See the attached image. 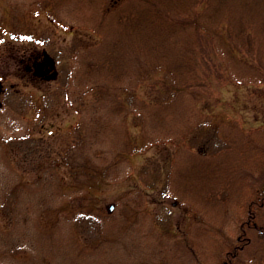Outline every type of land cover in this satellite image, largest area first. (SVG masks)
<instances>
[{"label": "rangeland", "instance_id": "1", "mask_svg": "<svg viewBox=\"0 0 264 264\" xmlns=\"http://www.w3.org/2000/svg\"><path fill=\"white\" fill-rule=\"evenodd\" d=\"M121 1L0 0V264H264V0L181 31L186 89L136 90L166 107L92 131L80 52Z\"/></svg>", "mask_w": 264, "mask_h": 264}, {"label": "trees", "instance_id": "2", "mask_svg": "<svg viewBox=\"0 0 264 264\" xmlns=\"http://www.w3.org/2000/svg\"><path fill=\"white\" fill-rule=\"evenodd\" d=\"M222 3L223 0H123L101 11L98 17L102 27L99 29L103 30L100 39L80 52L81 60L90 63L83 82L91 86L94 94L90 105L94 124L90 130L100 129L112 113L124 112L127 108L141 112L166 107V101L156 105L159 98L154 100L136 94L138 88L153 85L158 73L175 77L170 83L165 81L171 95L185 90L188 82L184 68L190 69L189 54L193 49L186 50L187 40L182 39L181 31L199 24L210 34V25L217 18ZM193 11H197L193 20L178 17ZM190 70L187 72L192 73ZM121 93H127V98H122ZM92 143L95 144L90 141L89 148ZM254 216L255 212L251 211L249 217ZM252 226L257 228L255 224Z\"/></svg>", "mask_w": 264, "mask_h": 264}, {"label": "water", "instance_id": "3", "mask_svg": "<svg viewBox=\"0 0 264 264\" xmlns=\"http://www.w3.org/2000/svg\"><path fill=\"white\" fill-rule=\"evenodd\" d=\"M112 208V205H109V209H111Z\"/></svg>", "mask_w": 264, "mask_h": 264}]
</instances>
